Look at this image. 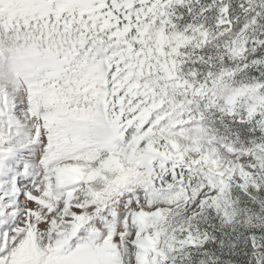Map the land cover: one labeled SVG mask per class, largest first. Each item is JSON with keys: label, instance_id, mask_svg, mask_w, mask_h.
<instances>
[{"label": "snow or ice", "instance_id": "6c2138e0", "mask_svg": "<svg viewBox=\"0 0 264 264\" xmlns=\"http://www.w3.org/2000/svg\"><path fill=\"white\" fill-rule=\"evenodd\" d=\"M0 264H264V0H0Z\"/></svg>", "mask_w": 264, "mask_h": 264}]
</instances>
